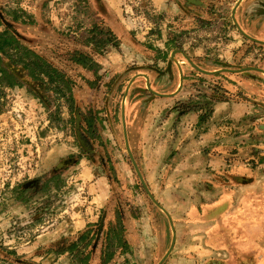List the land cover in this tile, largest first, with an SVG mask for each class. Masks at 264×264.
<instances>
[{
	"label": "rangeland",
	"instance_id": "rangeland-1",
	"mask_svg": "<svg viewBox=\"0 0 264 264\" xmlns=\"http://www.w3.org/2000/svg\"><path fill=\"white\" fill-rule=\"evenodd\" d=\"M200 1L0 0L1 11L34 15L22 25L3 12L62 74L29 63L31 77L10 66L18 83L0 72V264H159L165 256L171 226L126 151L121 104L131 82L130 147L176 230L163 264H264V76L253 69L263 67L264 47L238 28L242 4ZM82 54L92 68L76 62ZM144 74L168 96L155 95ZM69 86L74 115L60 95ZM92 113L97 139L84 123ZM57 174L67 179L59 193L47 182ZM46 182L51 190L41 192ZM246 203L254 217L237 207ZM119 216L125 229L114 250ZM86 230L91 238L81 240Z\"/></svg>",
	"mask_w": 264,
	"mask_h": 264
},
{
	"label": "trees",
	"instance_id": "trees-1",
	"mask_svg": "<svg viewBox=\"0 0 264 264\" xmlns=\"http://www.w3.org/2000/svg\"><path fill=\"white\" fill-rule=\"evenodd\" d=\"M3 12H5L8 17L12 18V20L18 24L31 25L36 22L34 15H32L31 13H28L22 8L7 7L6 9L3 8L2 11L0 10V59L2 58L0 62V72H2L5 75L12 76L16 81H18L17 79L18 77L10 69V66H13V68H16V67L23 68L26 72L28 71L27 70L28 68L31 73L28 71L27 74L32 77L33 76L32 73L34 71L29 68V63H38V65L36 66L38 72H41L42 69L47 68L49 72L51 73V75H54V76L57 75V77L58 76L62 77L61 71L58 68H56L52 63H50L46 58L41 56L37 51H35L31 47L24 45L19 35L13 29L12 23L9 22V19L4 15ZM7 47L10 48L8 50L13 51L14 53L13 55H10V57L5 56L1 50L2 48L5 49ZM76 62L78 64L84 65V67L86 68H92L95 65L94 61H92V59L88 55H85V54H82L81 57L76 60ZM89 62L91 63L89 64ZM64 83L66 82L64 81ZM68 91L70 95L67 96L65 92L60 93V95L64 98L65 97L68 98L67 101L70 102L68 106L70 108L69 113L71 115H74L75 101L73 99V94L71 93L72 92L71 86L68 87ZM34 92L38 93V91H34ZM84 123L86 124L87 126L86 130L90 133V135H92L93 138L97 139L100 134L97 133L98 126L96 124V117L94 116V113H92L90 116H86L84 118ZM52 181L57 182L56 186H54L53 188L54 190H56V193H59L60 192L59 190H62L67 183L66 182L67 179H64L63 177H61L60 174H57L56 176H52L51 178L48 179L47 182H52ZM47 182L42 185V188L40 189L42 190L41 192L51 190L50 189L51 187H49L48 189ZM22 190L26 191V188H23ZM20 196H22L21 193L17 191L16 199L19 198ZM121 219L122 218L119 216L118 227L114 229V233L116 234V237L118 238L117 243H115V241H113V239L109 237L110 242L108 243V246L110 248L113 247L114 250H116V248L119 247V244H121L122 237L120 235L125 229L124 223ZM91 232H92L91 230H86L84 234L82 235L81 240H87L91 238L90 236ZM72 246L74 247L76 246V244L75 245L73 244ZM113 254H114V251H112L109 254L106 253V256H107L106 261H109L111 257L113 256Z\"/></svg>",
	"mask_w": 264,
	"mask_h": 264
},
{
	"label": "crops",
	"instance_id": "crops-1",
	"mask_svg": "<svg viewBox=\"0 0 264 264\" xmlns=\"http://www.w3.org/2000/svg\"><path fill=\"white\" fill-rule=\"evenodd\" d=\"M97 0H89V2L92 3H96ZM237 2H235L236 6L239 4H242V7L238 8V11L236 13L237 16V21L241 24V21L243 22V24H241L242 28L247 32L248 35L260 40V41H264V0H244V1H240L241 3H239V0H236ZM234 9L232 7L231 12L234 13ZM106 17V19L111 20L113 17L111 15V13L108 11L107 15L103 16ZM117 19V18H116ZM10 20V19H9ZM12 22H14L11 19ZM232 23H235V18L232 17ZM110 24V23H108ZM116 25V26H115ZM115 33L116 34H121V32L124 30V27L121 26L120 24L115 23ZM255 42V41H253ZM256 44H258L259 46L264 47V45H261L259 43L256 42ZM249 61V60H247ZM247 66H250V62L246 64ZM255 66V65H254ZM253 67V64H252ZM256 69L257 74L261 75L262 77L264 75H262L264 73V64L263 67H253V69ZM260 77V78H262ZM244 194L248 195V191H243ZM264 196V193H263ZM264 200V199H263ZM243 207V213L246 215H251V216H255V212L252 211L249 207V203H246L245 205L242 204H237V207ZM202 225H201V229H202ZM205 228V227H204Z\"/></svg>",
	"mask_w": 264,
	"mask_h": 264
},
{
	"label": "water",
	"instance_id": "water-1",
	"mask_svg": "<svg viewBox=\"0 0 264 264\" xmlns=\"http://www.w3.org/2000/svg\"><path fill=\"white\" fill-rule=\"evenodd\" d=\"M193 1L194 3L196 2H201L200 0H191ZM236 10L234 9V12ZM237 26L238 28L251 40L261 44V45H264V41H260L248 34H246L242 29L241 27L239 26V23H237ZM197 69L199 70H202L200 69L199 67L195 66ZM204 71V70H202ZM220 71H226V72H234V73H241V72H244L243 69H234V68H226V69H222ZM205 72V71H204ZM218 71H215V72H206V73H217ZM145 77L147 78L148 80V88L155 94V95H158V96H168L167 94H162V93H158V92H154L152 89H151V86H150V77L146 74H144ZM264 81V80H263ZM183 82H184V77H183V73L181 72V86L183 85ZM131 83H129V85L127 86L126 88V92L124 94V97L122 99V121H123V127H124V136H125V145H126V151H127V154L129 155V157L131 158V161L133 163V166L137 172V175L146 191V193L148 194V196L150 197V199L152 200V202L165 214L166 218H165V221L166 222H169L170 226H171V229H172V233H173V236H172V239H171V243H170V247H169V250L167 251V253L165 254V256L161 259V261L159 262V264H163L167 259L168 257L170 256V254L172 253V250L174 249V246H175V243H176V230H175V226H174V222H173V218L170 214V212L158 201V199L155 197V195L152 193V191L150 190L141 170H140V167L133 155V152H132V149L130 147V143H129V138H128V132H127V127H126V98H127V95H128V92L130 90V87H131ZM154 98V96L152 97Z\"/></svg>",
	"mask_w": 264,
	"mask_h": 264
}]
</instances>
